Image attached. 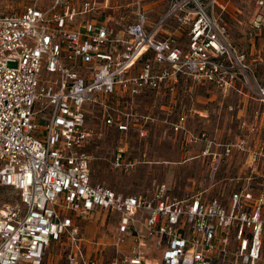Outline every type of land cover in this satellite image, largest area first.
I'll return each instance as SVG.
<instances>
[{
    "label": "built area",
    "instance_id": "1",
    "mask_svg": "<svg viewBox=\"0 0 264 264\" xmlns=\"http://www.w3.org/2000/svg\"><path fill=\"white\" fill-rule=\"evenodd\" d=\"M11 1L0 0V185L16 198L0 210V264H58L63 253L66 264L264 263L263 60L231 38L232 0H137L134 22L118 31L101 13L102 22L90 20L97 0ZM254 8L252 47L264 0ZM198 87L215 91L222 108L238 99L226 111L241 137L194 132L190 120L207 119L193 103ZM183 93L193 105L178 110ZM151 96L167 100L163 118L138 112ZM95 109L121 136L115 170L134 171L147 156L132 157L133 136L147 144L159 127V140L201 144L192 160H211V188L221 177L228 190L178 199L167 184L125 195L94 183ZM104 212L118 216L110 241L87 238V221Z\"/></svg>",
    "mask_w": 264,
    "mask_h": 264
},
{
    "label": "rangeland",
    "instance_id": "2",
    "mask_svg": "<svg viewBox=\"0 0 264 264\" xmlns=\"http://www.w3.org/2000/svg\"><path fill=\"white\" fill-rule=\"evenodd\" d=\"M31 0H13L10 3L13 6L20 5L22 3H30ZM108 1V3H106ZM256 0H232L229 4L230 11L232 13L226 16L225 21L229 27V33L235 44L242 50L247 51L249 46V39L247 33L250 31V20L255 11ZM41 0L40 3H44ZM136 2L137 0H97L96 10L94 14L90 15L92 19H98L101 13L103 17H107L106 21L116 30H122L125 26L134 22L136 14ZM6 3V2H5ZM161 5L158 11L162 12ZM240 11V12H239ZM157 17V12L155 13ZM100 19V18H99ZM102 22V18L100 19ZM256 41L261 43V55L250 56V60L258 58L263 60L262 63L256 67L257 73L260 77L264 76V31L260 36L256 38ZM166 99L147 97L138 100V112L148 113L152 112L162 115L159 108L163 103H166ZM221 99L219 95L212 89L205 87H198L194 95V101L197 109L203 111L206 115L204 122L191 119V126L194 132L199 133L205 131L210 136L217 138L221 142H231L241 137L244 134V128L236 122L230 113L226 111V106L238 105L237 98H227L225 100V106L221 107ZM192 100L189 99L187 93L180 94L179 104H183L187 109L193 105ZM237 107V106H236ZM98 109L94 110L95 116L99 119H90V125L98 134L92 141L88 148V152L91 154V168H92V180L97 184H105L109 188L121 192L125 195H135L138 193L147 194L151 192L157 185L167 184L171 190L170 195L178 199L187 197L197 192V190L212 187V182L209 180V173L207 172L208 164L211 165V160L206 159L203 162V158H195L196 154L201 152V144L196 146L183 145L180 141L174 139L173 135L168 134V137L164 140H159L160 135L163 132V128H156L155 133H151L152 140L147 144L134 143L135 136H133L131 145L128 146V151L132 153V157L142 156L146 154V159L142 163L138 164L134 171L124 173L117 171L111 167L115 150L120 145L121 136L113 129H104L102 127L101 115L98 114ZM177 113V112H176ZM198 115H195V118ZM174 119V116H172ZM44 136V133L40 131L38 138ZM239 172V168L235 171H230L229 176H234ZM221 177H217L215 180L217 185L211 188L209 194L223 193L228 190V186L220 181ZM202 185V187H201ZM16 195L10 188H5L0 185V210L10 204ZM109 220L106 222V228ZM95 223H89L87 229V238H92L99 230L98 235L102 234L101 228ZM109 230V229H108ZM60 250L56 251L59 255ZM48 261V260H47ZM58 264H66L65 253L56 260ZM213 264H218L216 261ZM264 264V263H262Z\"/></svg>",
    "mask_w": 264,
    "mask_h": 264
},
{
    "label": "crops",
    "instance_id": "3",
    "mask_svg": "<svg viewBox=\"0 0 264 264\" xmlns=\"http://www.w3.org/2000/svg\"><path fill=\"white\" fill-rule=\"evenodd\" d=\"M231 13H232V10H231ZM90 20L91 21H97V22L99 21V19H92V18H90ZM259 43H261V42L256 41L255 46H253V47L251 46V44H249L247 52L252 54V56L258 55V57L260 58L262 49H261V44H259ZM117 219H118L117 214L107 213V212H104L102 216H99V215L93 216V217L89 218V220L86 223V227H85L86 233H87V229L89 228V223H91V224L95 223L96 225L97 224L99 225V229L101 228L102 234L98 235V233L100 231L98 229L99 231L97 233H95V235L92 237L97 236V237L102 238L104 241H110V237L115 231L114 229H115V223H116ZM107 220H109L108 226L111 227V229L106 228Z\"/></svg>",
    "mask_w": 264,
    "mask_h": 264
}]
</instances>
